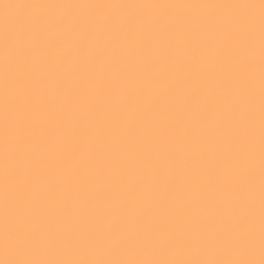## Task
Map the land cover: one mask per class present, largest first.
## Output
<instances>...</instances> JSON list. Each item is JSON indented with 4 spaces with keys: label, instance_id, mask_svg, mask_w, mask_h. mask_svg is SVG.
<instances>
[{
    "label": "snow or ice",
    "instance_id": "6c2138e0",
    "mask_svg": "<svg viewBox=\"0 0 264 264\" xmlns=\"http://www.w3.org/2000/svg\"><path fill=\"white\" fill-rule=\"evenodd\" d=\"M0 264H264V0H0Z\"/></svg>",
    "mask_w": 264,
    "mask_h": 264
}]
</instances>
